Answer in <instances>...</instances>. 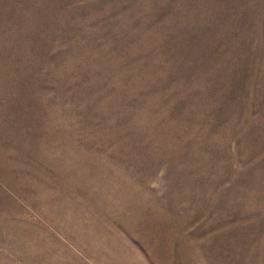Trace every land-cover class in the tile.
Here are the masks:
<instances>
[{
	"label": "rangeland",
	"instance_id": "obj_1",
	"mask_svg": "<svg viewBox=\"0 0 264 264\" xmlns=\"http://www.w3.org/2000/svg\"><path fill=\"white\" fill-rule=\"evenodd\" d=\"M0 264H264V0H0Z\"/></svg>",
	"mask_w": 264,
	"mask_h": 264
}]
</instances>
